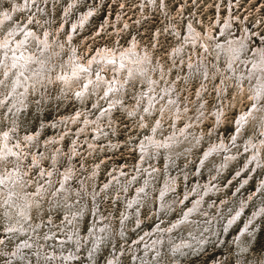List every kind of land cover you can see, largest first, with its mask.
<instances>
[{
	"label": "clouds",
	"instance_id": "9594fccd",
	"mask_svg": "<svg viewBox=\"0 0 264 264\" xmlns=\"http://www.w3.org/2000/svg\"><path fill=\"white\" fill-rule=\"evenodd\" d=\"M0 264H264V0H0Z\"/></svg>",
	"mask_w": 264,
	"mask_h": 264
},
{
	"label": "rangeland",
	"instance_id": "374dc122",
	"mask_svg": "<svg viewBox=\"0 0 264 264\" xmlns=\"http://www.w3.org/2000/svg\"><path fill=\"white\" fill-rule=\"evenodd\" d=\"M260 2V0H257V3H259ZM253 7H255V5L253 6ZM210 259V258H209Z\"/></svg>",
	"mask_w": 264,
	"mask_h": 264
}]
</instances>
